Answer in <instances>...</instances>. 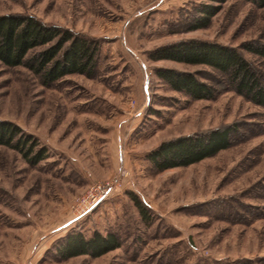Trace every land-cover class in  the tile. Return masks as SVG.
<instances>
[{
	"label": "rangeland",
	"instance_id": "obj_1",
	"mask_svg": "<svg viewBox=\"0 0 264 264\" xmlns=\"http://www.w3.org/2000/svg\"><path fill=\"white\" fill-rule=\"evenodd\" d=\"M204 4L217 10L193 27ZM3 13L68 28L98 54L94 75L46 84L25 64L0 63V120L45 149L32 164L0 145V264H264V106L208 66L151 57L177 41L217 42L238 49L264 85V55L251 50L264 47L261 1L0 0ZM159 68L191 71L216 93L174 91ZM228 124L231 145L198 162L158 170L147 158L164 140ZM77 232L113 233L119 246L63 257L61 241Z\"/></svg>",
	"mask_w": 264,
	"mask_h": 264
},
{
	"label": "trees",
	"instance_id": "obj_2",
	"mask_svg": "<svg viewBox=\"0 0 264 264\" xmlns=\"http://www.w3.org/2000/svg\"><path fill=\"white\" fill-rule=\"evenodd\" d=\"M254 1H261L264 5V0ZM216 10L212 5H202L201 14L193 27L205 26ZM251 50L264 55V47ZM97 54L98 45L95 40L73 33L68 28L46 24L25 13L0 14V63L6 66L25 64L45 84L70 73L94 75ZM151 57L208 66L218 73L219 82L264 106V85L256 70L235 47L189 39L158 46L152 50ZM156 72L172 90L193 99L212 98L217 90L214 85L198 79L191 71L159 68ZM234 132L233 124H228L177 136L160 142L147 154V158L158 170L187 166L230 146ZM0 145L21 152L32 164L45 158V149L37 147L31 135L24 134L18 125L8 120H0ZM133 199L144 213L140 201L134 196ZM118 246L119 241L113 233L102 235L94 232L85 238L77 232L61 241L58 251L63 257L83 254L97 257Z\"/></svg>",
	"mask_w": 264,
	"mask_h": 264
},
{
	"label": "built area",
	"instance_id": "obj_3",
	"mask_svg": "<svg viewBox=\"0 0 264 264\" xmlns=\"http://www.w3.org/2000/svg\"><path fill=\"white\" fill-rule=\"evenodd\" d=\"M111 188V185L107 184L101 190H97L93 193L76 216L82 217L91 212L106 197Z\"/></svg>",
	"mask_w": 264,
	"mask_h": 264
}]
</instances>
